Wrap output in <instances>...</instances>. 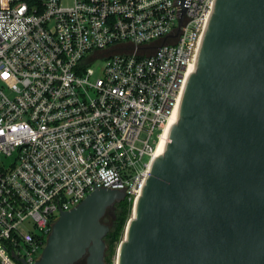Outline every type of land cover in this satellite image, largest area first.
<instances>
[{
	"label": "built area",
	"instance_id": "built-area-1",
	"mask_svg": "<svg viewBox=\"0 0 264 264\" xmlns=\"http://www.w3.org/2000/svg\"><path fill=\"white\" fill-rule=\"evenodd\" d=\"M215 2L0 0V264L96 185L135 205Z\"/></svg>",
	"mask_w": 264,
	"mask_h": 264
},
{
	"label": "water",
	"instance_id": "water-1",
	"mask_svg": "<svg viewBox=\"0 0 264 264\" xmlns=\"http://www.w3.org/2000/svg\"><path fill=\"white\" fill-rule=\"evenodd\" d=\"M164 149L117 264H264V0H216ZM125 198L96 185L59 206L32 264H108L106 211Z\"/></svg>",
	"mask_w": 264,
	"mask_h": 264
},
{
	"label": "trees",
	"instance_id": "trees-1",
	"mask_svg": "<svg viewBox=\"0 0 264 264\" xmlns=\"http://www.w3.org/2000/svg\"><path fill=\"white\" fill-rule=\"evenodd\" d=\"M116 216L113 219V224L105 236V240L107 243L106 249V261L108 264H112V257L117 251L118 245L122 240L121 235L123 230L125 231L128 219L130 218L128 215L130 213V209L132 207V201L125 199L117 202L116 204Z\"/></svg>",
	"mask_w": 264,
	"mask_h": 264
},
{
	"label": "bare ground",
	"instance_id": "bare-ground-1",
	"mask_svg": "<svg viewBox=\"0 0 264 264\" xmlns=\"http://www.w3.org/2000/svg\"><path fill=\"white\" fill-rule=\"evenodd\" d=\"M194 70H195V66H193V67L191 68V71H192V72H193ZM179 107H180V105H178V106L175 108L173 114L169 117V120H168V121L165 123V125H164L163 131H162V133H161V135H160V140H159V142H158V146H157V149H156V152H155V158H156L157 156L161 155V154L165 151V149H164V144H165V141H166V139H167V137H168V135H169V133H170L171 127H172L173 124H174L175 122H177V120H178ZM134 207H135V205H134ZM134 207H133V210H134ZM116 264H117V262H116Z\"/></svg>",
	"mask_w": 264,
	"mask_h": 264
},
{
	"label": "rangeland",
	"instance_id": "rangeland-1",
	"mask_svg": "<svg viewBox=\"0 0 264 264\" xmlns=\"http://www.w3.org/2000/svg\"><path fill=\"white\" fill-rule=\"evenodd\" d=\"M66 1H68V0H66ZM106 59H107V57L106 56H102V57H99V58H97L93 63H92V65L95 67V68H100L104 63H105V61H106ZM158 132V131H157ZM156 132V133H157ZM133 202H132V207H131V209H130V213H129V217H131L132 216V214H133ZM56 215V217H58L59 216V213H56L55 214ZM124 235H125V231L123 230V232H122V235H121V238L123 239V237H124ZM43 250V249H42ZM41 253H42V251H41ZM117 251H116V253L114 254V256L111 258L112 259V264H116V262H117Z\"/></svg>",
	"mask_w": 264,
	"mask_h": 264
},
{
	"label": "flooded vegetation",
	"instance_id": "flooded-vegetation-1",
	"mask_svg": "<svg viewBox=\"0 0 264 264\" xmlns=\"http://www.w3.org/2000/svg\"><path fill=\"white\" fill-rule=\"evenodd\" d=\"M115 212H116V205L110 206L107 209V211H106V216H108V218H109L108 224L110 225V227L112 226L113 219L116 216ZM76 264H84V260H82V261H80L79 263H76Z\"/></svg>",
	"mask_w": 264,
	"mask_h": 264
},
{
	"label": "snow or ice",
	"instance_id": "snow-or-ice-1",
	"mask_svg": "<svg viewBox=\"0 0 264 264\" xmlns=\"http://www.w3.org/2000/svg\"><path fill=\"white\" fill-rule=\"evenodd\" d=\"M4 75H7V74H4Z\"/></svg>",
	"mask_w": 264,
	"mask_h": 264
}]
</instances>
